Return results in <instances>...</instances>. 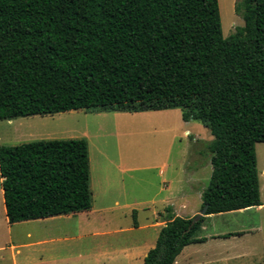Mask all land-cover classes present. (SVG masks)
<instances>
[{"label":"trees","instance_id":"trees-1","mask_svg":"<svg viewBox=\"0 0 264 264\" xmlns=\"http://www.w3.org/2000/svg\"><path fill=\"white\" fill-rule=\"evenodd\" d=\"M235 11L243 26L225 37L218 0H0V120L180 108L209 129L206 213L192 223L165 207L144 264H173L205 241L206 216L262 204L264 0ZM0 178L10 224L92 207L85 138L0 145Z\"/></svg>","mask_w":264,"mask_h":264},{"label":"rangeland","instance_id":"rangeland-1","mask_svg":"<svg viewBox=\"0 0 264 264\" xmlns=\"http://www.w3.org/2000/svg\"><path fill=\"white\" fill-rule=\"evenodd\" d=\"M235 3L218 0L225 37L243 26ZM52 138L87 140L92 207L68 217L10 224L0 178V264H144L143 251L154 246L165 207L173 205L181 216L200 211L197 189L208 185L211 166L195 156L212 135L200 121H184L180 108H91L0 120V145ZM255 151L264 203V142L256 143ZM196 165L202 167L201 182L188 172ZM222 217L209 220L213 225L203 234L222 228L244 230V236L191 243L173 264H264V208Z\"/></svg>","mask_w":264,"mask_h":264},{"label":"crops","instance_id":"crops-1","mask_svg":"<svg viewBox=\"0 0 264 264\" xmlns=\"http://www.w3.org/2000/svg\"><path fill=\"white\" fill-rule=\"evenodd\" d=\"M186 133H188V131H186ZM211 140V139H210ZM210 140H207V143L206 144H204V145H202V147H201V149H200V151H197V154H196V156L195 157H197V159H198V161L201 163H205V165L207 166V168H210V166H211V163H210V156H209V154L207 153V145H208V143L210 142ZM194 142L195 143H198V139H195L194 140ZM200 165H202V164H200ZM202 167H203V165H202ZM202 167H198L197 165L196 166H194V168H192V169H189L188 170V172L190 173V177H192V180H193V182L195 181V179L198 181V182H201L200 181V177L202 176ZM211 170H212V166H211ZM211 174V173H210ZM202 192H203V190H200V189H197V196L199 197V198H201V195H202ZM260 200H261V198H260ZM118 203V200H115V202H114V204H117ZM201 203H202V201H201ZM261 205H259V206H254V207H250V208H255V209H257V210H261V209H263L264 208V203L262 202V200H261ZM184 205V204H183ZM183 205H182V207H180V209H185L184 207H183ZM172 208H173V211H174V213L176 214V215H180V212L179 211H176V209H175V207L172 205ZM250 208H246V209H240V210H235V211H229V212H225V213H219V214H210V215H208V216H206V218H205V220L202 222V225H201V230H200V232H199V236H203V237H206V240L205 241H203V242H199V243H203V244H205L206 242H208V240H215V241H222L224 238H229V237H234V236H237V237H240V236H244V234H243V232H244V230H238V231H236V230H233V231H231V230H225V229H222V228H218V225H217V223H216V225H215V227H217L218 229H216V230H214V231H212L211 233H208V234H206V235H204L203 234V232L204 231H206L207 230V227H208V225L210 224V225H213V223L211 224L210 222H209V220H211L212 218H217V217H219V216H221V220L222 219H224V217H222V216H226V214L228 215V214H244L248 209H250ZM199 209H201V206H200V208ZM89 211V210H88ZM198 211V210H197ZM197 211H194L191 215H188V216H185V217H193L194 215H196L198 212ZM82 212H87V211H82ZM60 216H63V215H57V216H52V217H48V218H60ZM64 216H69L68 214L67 215H64ZM181 216V215H180ZM45 219H47V218H44V219H41V220H45ZM35 220H39V219H35ZM27 221H32V220H27ZM220 221V220H219ZM20 222H22V221H20ZM157 222V221H156ZM165 224V221H163L162 222V225H161V227L163 226ZM138 227V226H137ZM228 233H241V234H238V235H231V236H229V237H223L224 235H226V234H228ZM27 235L29 236V237H31V234L30 233H27ZM193 244V243H192ZM194 244H196V243H194ZM190 245V244H189ZM188 246V245H187ZM187 246H185V247H187ZM151 247H153V245H151V246H147L146 248H145V250L143 251V255H142V257H144L145 255H146V253H147V251L151 248ZM184 247V248H185ZM184 248L182 249V251L184 250ZM181 251V252H182ZM180 252V253H181Z\"/></svg>","mask_w":264,"mask_h":264},{"label":"water","instance_id":"water-1","mask_svg":"<svg viewBox=\"0 0 264 264\" xmlns=\"http://www.w3.org/2000/svg\"><path fill=\"white\" fill-rule=\"evenodd\" d=\"M207 205L205 204L201 209H200V211L196 214V215H194L193 217H192V223H195L196 221H198L203 215H205V213H206V210H207Z\"/></svg>","mask_w":264,"mask_h":264}]
</instances>
